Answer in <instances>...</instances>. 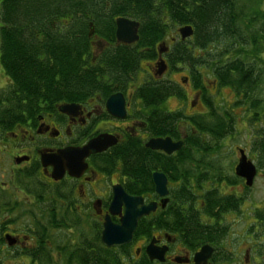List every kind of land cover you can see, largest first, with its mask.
Wrapping results in <instances>:
<instances>
[{"label": "flooded vegetation", "instance_id": "af4514ba", "mask_svg": "<svg viewBox=\"0 0 264 264\" xmlns=\"http://www.w3.org/2000/svg\"><path fill=\"white\" fill-rule=\"evenodd\" d=\"M113 36L112 42L95 35L91 39L88 67L103 71L105 84L81 100L19 99L0 63V264H260L248 245L252 238L231 231L236 214L174 215L184 202L179 188L195 183L188 174L183 180L174 172V159L183 147L171 154L147 147L151 140L164 139L184 145L189 135L188 121L181 119L175 127L177 110L170 104L175 97L149 105L138 96L145 84H177L168 58L176 35L169 32L162 42L165 53L159 54L155 46L154 58H125L129 63L102 57L113 47L143 54H151L150 49H136L137 42H117L115 25ZM160 61L166 69L158 76ZM212 84L216 92V82ZM195 97L199 101V94ZM99 137L111 145L90 153L80 171L63 170L67 163L79 162V157L64 159L63 152L78 151ZM56 155L63 159L56 161L61 168L53 175L51 157ZM154 174L165 178L164 197L155 192ZM118 187L143 205H154V210L137 222L128 243L107 247L101 241L104 224H120V216L110 213ZM191 220H198V225ZM239 237L247 245L236 255L228 249L238 248ZM204 247L209 255L195 261Z\"/></svg>", "mask_w": 264, "mask_h": 264}, {"label": "trees", "instance_id": "16d2710c", "mask_svg": "<svg viewBox=\"0 0 264 264\" xmlns=\"http://www.w3.org/2000/svg\"><path fill=\"white\" fill-rule=\"evenodd\" d=\"M263 6L264 0H0V63L19 99L36 96L52 102L62 96L81 100L105 84L104 72L88 67L93 57L91 39L95 35L112 42L117 18L139 23L136 49L149 48L151 54L113 47L102 58H154L155 46L169 32L190 26L192 37L184 42L176 39L168 58L173 68H185L203 113L174 116L175 127L184 119L190 129L174 159V172L182 179L188 174L195 182L188 189L179 188L184 202L176 206L174 215L238 214L243 199L228 189L238 181L230 175L231 165L221 160L226 155L221 154L224 141L239 134L247 120L253 129L258 125L254 135L249 133L254 136L250 152L258 170L264 171ZM109 75L115 76L114 72ZM215 82L217 91L212 95L207 85ZM220 89H229L231 101ZM138 96L149 105L172 96L184 99L175 84L166 82L142 85ZM217 97L219 104L214 102ZM236 127L242 129L238 132ZM253 213L248 233L256 227L264 232V208L256 207ZM261 239L264 243V233ZM258 257H263L264 264V245Z\"/></svg>", "mask_w": 264, "mask_h": 264}, {"label": "water", "instance_id": "95a60500", "mask_svg": "<svg viewBox=\"0 0 264 264\" xmlns=\"http://www.w3.org/2000/svg\"><path fill=\"white\" fill-rule=\"evenodd\" d=\"M115 38L117 42L123 44H132L138 40L137 36V29L139 24L125 19L119 18L115 21ZM192 29L190 26L181 27L178 30V34L180 39L183 41L187 38L192 36ZM166 49L164 47L158 48V53L162 54L165 53ZM158 70L157 74L161 75L166 67L162 61L157 64ZM111 102V99L108 103ZM69 107H64V110L68 109ZM108 145L105 138L99 137L87 145L78 149V151H66L62 154L64 155V159L75 160L79 157V162L76 163H67L63 165V170H68L70 173L74 170H81L84 168V164L81 163L83 160L90 154V153H99L103 151ZM181 142L172 143L169 139L164 140H151L147 144V147L152 150H162L167 154H171L172 152H176L181 148ZM239 159L238 163L235 167V175L243 178L245 180V185L250 187L252 185L253 178L256 174V169L253 164L247 160L246 155L242 150H239ZM63 159L62 156H52L51 157V164L53 165V175L56 174L57 170L61 167H58V162ZM61 165V166H63ZM153 182L155 185V192L160 196L164 197L167 194L166 191V181L165 178L160 174L153 175ZM165 202V201H164ZM124 207V212L121 215L120 209L122 206ZM154 210V205L145 206L142 204L141 199L137 197H130L127 196L122 189L114 188V195L112 198V202L110 205V213L112 215L120 216V224L118 226H113L107 221L104 224V229L101 235L102 243L107 247H119L128 243L131 239L132 233L136 229L137 222L144 216L148 215L150 212ZM210 249L208 247H204L201 250V253L197 255L195 261H205V257L209 255ZM201 258V259H200Z\"/></svg>", "mask_w": 264, "mask_h": 264}, {"label": "rangeland", "instance_id": "374dc122", "mask_svg": "<svg viewBox=\"0 0 264 264\" xmlns=\"http://www.w3.org/2000/svg\"><path fill=\"white\" fill-rule=\"evenodd\" d=\"M262 8L264 10V6ZM175 33H176V31L174 29L171 32V35L173 36V35H175ZM174 73L175 74L173 75V79L175 80V82H177L178 85H180L181 92L185 98L182 101L172 100L170 102V104L172 103L171 107L174 108L175 110H177L176 113H181V114L185 113V114L190 115V116L203 113V110L201 109L202 107L200 105V102L196 101V103H195V99L193 98L194 97L193 96L194 91L192 90L191 86L188 83H186L185 85H181V80L187 76L185 70L183 68H181L180 66H177L176 69L174 70ZM212 86H213L212 83H208L207 92L214 95V93L216 94V92H214L215 90L212 89ZM221 93L223 94V96H225V99L227 101H231L230 92H228V90H221ZM218 101H219L218 97L216 99H214L215 103H218ZM190 102H192L193 104L195 103V107L193 109H191L189 107ZM245 122H244L245 123L244 126L242 127L244 129L240 128V129H242L241 131L239 128L236 127V130L238 132L240 131L239 134H236L235 136H233V138H228L224 141L225 147L222 150L221 156L224 158L226 155V158L221 159L223 163H225V164L226 163H231V164L236 163L237 158H238L237 149L239 148V149H243L247 153L248 159H250L252 162H254L257 165L256 158H253L252 154L250 152V143H249L254 138V136H253V138H251V137H249V135L252 133L254 135L255 130L258 129V125L256 124V126L253 129V126L250 125V122L247 123V120H245ZM240 125H241L240 122H238L237 126L239 127ZM230 172H231V170H230ZM227 191L221 190V193H225ZM229 192H231L233 194L237 193V196L241 197L244 200V205H243V207H241V211L236 215H232V218L234 216V218H233L234 224L229 225V226L231 227V231L233 230V232H242L244 234L240 233V235L246 237V234L249 231L248 230L249 225L251 224L252 218L255 215L253 213V211L256 209V207L260 208V209L264 208V171L258 170L257 175H256L255 179L253 180L251 188H245L243 184L239 183V184L235 185L232 189L229 188ZM237 220H238V222H237ZM244 220L247 222L248 225L243 223ZM253 220H254V218H253ZM253 231L255 233H254V235H252V240H250L251 242H249L248 245L251 247L253 246V249L255 252V257H256L257 252L259 250V247L264 245V243H262V239H261L262 234L264 232L261 230V228H257V227ZM253 231H252V233H253ZM258 237H260V239H258ZM233 239H235L234 236H233ZM229 240H230V238H229ZM238 240H239V244H238L237 249L236 248H233V250L228 249L236 255H237V250L239 251V249L243 248L244 245L245 246L247 245L245 243V240L242 237H239ZM260 244H261V246H259ZM238 257L242 258V255H240ZM256 261L258 262V259ZM262 261H263V259L259 260V262H262Z\"/></svg>", "mask_w": 264, "mask_h": 264}, {"label": "bare ground", "instance_id": "6f19581e", "mask_svg": "<svg viewBox=\"0 0 264 264\" xmlns=\"http://www.w3.org/2000/svg\"><path fill=\"white\" fill-rule=\"evenodd\" d=\"M93 33V31L92 32H90V35ZM157 47H164V45L163 44H161V43H159L158 45H157Z\"/></svg>", "mask_w": 264, "mask_h": 264}]
</instances>
